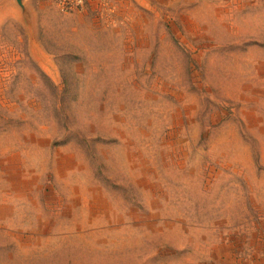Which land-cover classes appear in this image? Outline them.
Segmentation results:
<instances>
[{
  "label": "rangeland",
  "instance_id": "1",
  "mask_svg": "<svg viewBox=\"0 0 264 264\" xmlns=\"http://www.w3.org/2000/svg\"><path fill=\"white\" fill-rule=\"evenodd\" d=\"M32 2L35 46L0 26V264H264V0Z\"/></svg>",
  "mask_w": 264,
  "mask_h": 264
},
{
  "label": "water",
  "instance_id": "2",
  "mask_svg": "<svg viewBox=\"0 0 264 264\" xmlns=\"http://www.w3.org/2000/svg\"><path fill=\"white\" fill-rule=\"evenodd\" d=\"M9 10L15 11L17 16L20 17L28 34L30 46H35L31 41L35 38V27L38 26V14L32 0H0V26L9 14Z\"/></svg>",
  "mask_w": 264,
  "mask_h": 264
},
{
  "label": "built area",
  "instance_id": "3",
  "mask_svg": "<svg viewBox=\"0 0 264 264\" xmlns=\"http://www.w3.org/2000/svg\"><path fill=\"white\" fill-rule=\"evenodd\" d=\"M63 12L82 11L86 8L87 0H59Z\"/></svg>",
  "mask_w": 264,
  "mask_h": 264
},
{
  "label": "crops",
  "instance_id": "4",
  "mask_svg": "<svg viewBox=\"0 0 264 264\" xmlns=\"http://www.w3.org/2000/svg\"><path fill=\"white\" fill-rule=\"evenodd\" d=\"M85 9H83L81 12H83ZM76 11H78V10H76ZM73 12V11H72Z\"/></svg>",
  "mask_w": 264,
  "mask_h": 264
}]
</instances>
